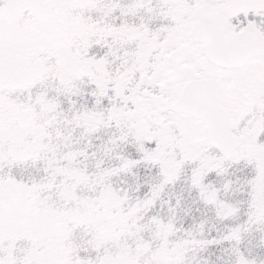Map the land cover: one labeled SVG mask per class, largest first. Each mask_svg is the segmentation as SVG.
<instances>
[{
    "label": "snow or ice",
    "instance_id": "1",
    "mask_svg": "<svg viewBox=\"0 0 264 264\" xmlns=\"http://www.w3.org/2000/svg\"><path fill=\"white\" fill-rule=\"evenodd\" d=\"M0 264H264V0H0Z\"/></svg>",
    "mask_w": 264,
    "mask_h": 264
}]
</instances>
